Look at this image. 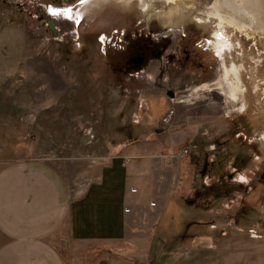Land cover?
<instances>
[{"label":"rangeland","instance_id":"374dc122","mask_svg":"<svg viewBox=\"0 0 264 264\" xmlns=\"http://www.w3.org/2000/svg\"><path fill=\"white\" fill-rule=\"evenodd\" d=\"M137 1L149 4L144 9ZM176 3L187 11L195 5L194 11L202 9L194 0ZM80 4L81 0H0V14L23 15L26 26L39 34L44 80L75 79L71 92L79 94L74 109L49 117L53 123L57 118L61 125L67 118L73 136L90 144L106 137L129 151L153 146L163 149V154L169 148L165 143L171 144L173 153L190 149L180 158L169 154L173 161L170 185L177 186L185 203L173 199L162 220L143 229L160 232L154 236L157 250L149 263L264 264V146L253 130L259 120L253 117L252 129L248 117L234 112L215 85L221 61L207 45L209 33L192 24L168 33L164 22L143 19L142 15L165 7L179 8L164 6L159 0H111L88 11L79 24L75 18L68 20L50 11L53 6L76 12ZM199 16L213 22L214 16L208 13ZM260 48V42H249L245 58L252 63ZM137 56L143 57V65L125 72ZM169 91L174 98L168 97ZM91 97L101 106L107 101L111 124L104 118L102 127L99 112L85 106ZM129 104L135 105L134 111L124 112ZM241 104L236 101L234 105ZM67 127L60 128V138H72ZM28 136L29 141L38 138V134ZM90 144L82 146L80 154L87 156ZM183 232L191 237L180 241Z\"/></svg>","mask_w":264,"mask_h":264},{"label":"crops","instance_id":"0c3cea01","mask_svg":"<svg viewBox=\"0 0 264 264\" xmlns=\"http://www.w3.org/2000/svg\"><path fill=\"white\" fill-rule=\"evenodd\" d=\"M41 55L23 15L0 14V264H152L157 230L143 229L184 196L170 185L171 144L161 154L106 137L90 144L69 127L72 138L48 136L60 126L49 117L74 109L79 93L74 78L44 80Z\"/></svg>","mask_w":264,"mask_h":264},{"label":"bare ground","instance_id":"6f19581e","mask_svg":"<svg viewBox=\"0 0 264 264\" xmlns=\"http://www.w3.org/2000/svg\"><path fill=\"white\" fill-rule=\"evenodd\" d=\"M109 1L111 0H85L79 5L76 12L71 11L72 19L82 21V17L88 11H92ZM194 1L201 3L200 12L194 11L196 5L193 3L191 4L195 6L192 10L187 11L188 8L186 10L181 9L183 7L178 6L176 0H159L164 6L170 4L179 8L165 7L164 10L160 9L155 14L146 13L142 15V18L145 19L144 17H146L148 21L157 19L159 22H164L165 31L168 33L185 30L190 24L209 33L207 45L221 61V74L215 85L224 93L226 100L233 106L234 112L237 111L248 117V123L252 129L253 117H257L259 127L253 130L259 135L260 142L264 146V0ZM139 4L146 9L149 3ZM54 6L59 8L57 4ZM56 8L52 6L51 9L57 10ZM168 11L173 12L172 16H166ZM201 13L214 16L213 22H209L208 19H199L198 16ZM60 14L67 18L64 11H60ZM50 25L53 29L54 23H50ZM249 42L255 44L260 42L261 47L258 55L252 58V63H250L251 60L248 61L245 58L246 45H249ZM206 87L208 86H202L200 89L194 90L193 93L204 90ZM193 93L190 97L193 96ZM236 101H241L242 104L234 105ZM250 111L254 112L251 116Z\"/></svg>","mask_w":264,"mask_h":264},{"label":"trees","instance_id":"16d2710c","mask_svg":"<svg viewBox=\"0 0 264 264\" xmlns=\"http://www.w3.org/2000/svg\"><path fill=\"white\" fill-rule=\"evenodd\" d=\"M97 100L96 99H94V100H92L91 98L88 100V102H87V104H85V106L86 107H90V106H94V108L96 109V111L97 112H99V121H100V125L102 126V127H104L105 126V122H106V120H107V122H108V120H109V123L111 124V120H110V118H109V115H108V113H107V109H109V106L107 105V101H105V100H103L105 103H106V105H102L103 106V108H102V106H101V104H96L97 102H96ZM97 105H100L101 107H97ZM113 108V107H112ZM134 108H135V105H133V104H129V105H127V107L125 108V110H124V112H126L127 110H130V113L132 112V111H134ZM95 109H94V111H95ZM104 109H106V115L104 116ZM109 112V111H108ZM112 112H115V107H114V109H113V111ZM82 113H85V111H82ZM107 115H108V117H107ZM106 120H105V119ZM103 121H104V123H103ZM69 123V121H68V119L67 118H65L64 120H63V122H62V124L59 126V130H57L56 131V134H58V132H61L60 131V128H62V129H65L66 127H67V124ZM66 126V127H65ZM191 237V235H189V234H187V233H185V232H183V235H182V237H178V238H180V241H183L184 239H187V238H190ZM238 261H234V263L235 264H239V262L237 263Z\"/></svg>","mask_w":264,"mask_h":264},{"label":"built area","instance_id":"2783aa9c","mask_svg":"<svg viewBox=\"0 0 264 264\" xmlns=\"http://www.w3.org/2000/svg\"><path fill=\"white\" fill-rule=\"evenodd\" d=\"M189 151H190L189 148H186V147L185 148H182V149H180L179 152L172 153V157H175V156H176V158L184 157V156H186L189 153ZM128 162L129 161L126 160L124 163L125 164H128ZM129 192H130L131 195H136L138 193V191L135 188H131L129 190ZM148 205H149L150 211H153V210L155 211L157 209L156 202L153 201V200ZM124 211H125V213L130 214L131 213V208L130 207H127V208H125Z\"/></svg>","mask_w":264,"mask_h":264},{"label":"flooded vegetation","instance_id":"af4514ba","mask_svg":"<svg viewBox=\"0 0 264 264\" xmlns=\"http://www.w3.org/2000/svg\"><path fill=\"white\" fill-rule=\"evenodd\" d=\"M143 57L142 56H137L135 57V59L133 60V65L132 66H128L126 67V69H124L125 72H133L135 68L140 67L141 65H143ZM124 71H121L124 72Z\"/></svg>","mask_w":264,"mask_h":264},{"label":"snow or ice","instance_id":"6c2138e0","mask_svg":"<svg viewBox=\"0 0 264 264\" xmlns=\"http://www.w3.org/2000/svg\"><path fill=\"white\" fill-rule=\"evenodd\" d=\"M83 2H84V0H81V3H83ZM50 11H52L53 15H58V14H60L61 10L50 9ZM63 11H64V14L67 16V18L71 20L72 19V15H71V11L72 10L71 9H67V10H63ZM75 23L79 24L80 20H76ZM100 39L103 40L104 38L100 37ZM241 179H243V178H241Z\"/></svg>","mask_w":264,"mask_h":264},{"label":"water","instance_id":"95a60500","mask_svg":"<svg viewBox=\"0 0 264 264\" xmlns=\"http://www.w3.org/2000/svg\"><path fill=\"white\" fill-rule=\"evenodd\" d=\"M167 95H168V97L169 98H174V96H175V94L172 92V91H169L168 93H167Z\"/></svg>","mask_w":264,"mask_h":264}]
</instances>
